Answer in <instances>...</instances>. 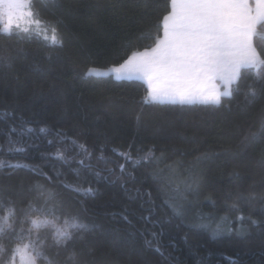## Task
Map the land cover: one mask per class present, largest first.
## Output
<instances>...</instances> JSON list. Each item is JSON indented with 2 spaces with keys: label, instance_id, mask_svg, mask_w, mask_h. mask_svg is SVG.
I'll return each instance as SVG.
<instances>
[{
  "label": "trees",
  "instance_id": "1",
  "mask_svg": "<svg viewBox=\"0 0 264 264\" xmlns=\"http://www.w3.org/2000/svg\"><path fill=\"white\" fill-rule=\"evenodd\" d=\"M148 2L145 10L134 6V0H33V10L39 9L43 19L57 22L62 47L35 36L0 33V55L7 53L12 57L10 63L0 62V159L38 165L50 176L54 170L69 173L76 164L65 165L45 155L65 147L71 149L67 155L80 152L70 142H59L56 132L60 130L90 151L103 146L106 156L120 162L123 161L112 152L113 148L127 151L131 145L134 154L137 149L153 148L157 156L165 154V163L180 162L185 176L191 170L200 177L198 209L226 215L228 219L222 222L225 228L230 221L233 228L238 227L235 217L239 213L228 207L235 193L264 192V165L260 163L264 134L241 143L250 126L252 131L259 129L260 102L248 109L237 108L233 103L231 110L201 104L145 103L149 89L140 79L84 77L87 68H109L121 63L132 50L151 45V34L162 33L161 20L168 0ZM254 44L264 55V38L254 37ZM254 76L255 70H251L247 79ZM6 111L15 115L6 116ZM21 115L35 131L12 133L13 139L20 141L15 147L25 151L7 152L9 125L19 124ZM42 127L49 131L41 132ZM49 140L53 143L49 144ZM204 153L211 154L210 158L197 162L196 158ZM128 167L131 170V165ZM150 171L149 167L137 170L136 186L151 190L155 197ZM81 175L99 189L94 197H79L88 214L102 226L90 242L99 264H264V225L248 226L245 221L247 231L243 236L227 231L213 234L211 230L190 227V221L172 217L159 199L156 203L161 215L170 217L160 237L164 256L155 248H148L139 234H122L123 238L114 239L109 229L124 225L117 223L119 216L113 218L107 213L125 207L139 211L142 199L130 198L119 184L97 180L87 172ZM35 180L45 183L30 169L0 168V183L20 185L25 193L19 197L21 200L26 201L27 189ZM209 196L211 201L206 199ZM34 203L41 207L40 202ZM239 204L245 216L264 220L260 202ZM4 212L0 208V216ZM27 215L42 213L30 210ZM129 219L137 222L131 215ZM21 226L27 229L30 225ZM26 241L25 234L23 242Z\"/></svg>",
  "mask_w": 264,
  "mask_h": 264
},
{
  "label": "snow or ice",
  "instance_id": "2",
  "mask_svg": "<svg viewBox=\"0 0 264 264\" xmlns=\"http://www.w3.org/2000/svg\"><path fill=\"white\" fill-rule=\"evenodd\" d=\"M134 6H142L146 10L149 2L134 0ZM25 16L35 31L14 24ZM56 23L43 19L39 9L33 10V0H0V33L35 36L62 47L63 39L58 34ZM161 27L162 33L151 34V45L143 50H132L121 63L106 70L89 67L84 71V77L112 75L120 80H144L149 88L145 103L201 104L231 110L233 103L237 108L248 109L260 102L257 114L259 129L252 131L250 126L241 143L264 134V55L254 44V37L264 38V0H168ZM49 31L51 35L47 34ZM11 59L7 53L0 55V62L10 63ZM251 70H255V76L249 80L247 74ZM4 115L14 116L15 113L6 111ZM29 125L30 122L22 115L19 124L9 125L7 152L25 151L22 147H15L20 141L13 139L12 133L22 135L35 131ZM40 131L49 130L42 127ZM56 136L60 143L70 142L80 149L75 155L66 154L71 151L68 147L45 154L65 165L76 164L77 167L70 168L69 173L54 170L50 176L38 165L0 159V168L30 169L45 181L35 180L30 184L26 201L19 199L25 194L20 185L0 183V208L5 209L4 215L0 216V264H17L18 257L25 264H99L90 242L102 226L88 214L83 200L79 199L81 196L94 197L99 189L93 181L83 178L82 172L97 180L119 184L130 198L142 199L139 211L125 207L122 211L107 213L113 218L119 216L117 223L124 225L122 228L112 227L109 232L114 239L123 238L122 234L128 237L139 234L144 237V244L155 248L161 256L165 254L161 251L160 237L163 225L170 222V217L161 215L157 199L162 201L172 217L190 221V227L211 230L213 234L227 231L243 236L247 231L245 221L248 226L264 225V220L245 216L239 204L240 201L246 204L258 201L261 212H264V192L237 191L228 207L239 213L235 217L238 227L233 228L230 221L225 228L222 222L228 219L226 215L218 216L212 211L204 212L197 208L200 177L193 175L191 170L185 176L178 161L165 163L168 158L163 152L157 156L153 148L137 149L135 154L131 145L127 151L113 148L112 152L123 161L120 162L106 156L103 146L93 152L68 137L63 130L57 131ZM210 155L204 153L196 160H207ZM77 156L83 158L78 159ZM260 163L264 165V149L261 150ZM161 164L164 167H160ZM141 167L151 169L148 175L155 185V197L151 190L144 191L136 186V172ZM144 196L147 199H143ZM206 199L211 201V196ZM34 202H40L41 207L37 208ZM21 204L25 207H19ZM30 210L39 211L42 215L29 216L27 212ZM130 215L136 223L129 219ZM24 223L30 226L25 229L21 226ZM42 229L47 231L42 233ZM25 234L27 241L23 242Z\"/></svg>",
  "mask_w": 264,
  "mask_h": 264
},
{
  "label": "rangeland",
  "instance_id": "3",
  "mask_svg": "<svg viewBox=\"0 0 264 264\" xmlns=\"http://www.w3.org/2000/svg\"><path fill=\"white\" fill-rule=\"evenodd\" d=\"M35 19V17L33 18ZM28 20V18L25 16L17 21H14L15 23H18L20 25L21 28L23 27H29L32 28L33 30H35L34 25L27 23L26 21ZM15 29V28H14ZM48 35H51L50 33H47ZM94 68H98V69H103L106 70L107 68H100V67H94ZM17 264H25V261L21 260L19 257L17 258Z\"/></svg>",
  "mask_w": 264,
  "mask_h": 264
},
{
  "label": "crops",
  "instance_id": "4",
  "mask_svg": "<svg viewBox=\"0 0 264 264\" xmlns=\"http://www.w3.org/2000/svg\"><path fill=\"white\" fill-rule=\"evenodd\" d=\"M141 80V79H140ZM142 81H144V80H142ZM145 82V81H144ZM146 83V82H145ZM147 84V83H146ZM148 86V85H147ZM149 89V88H148Z\"/></svg>",
  "mask_w": 264,
  "mask_h": 264
}]
</instances>
